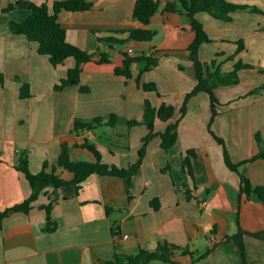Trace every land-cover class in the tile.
I'll list each match as a JSON object with an SVG mask.
<instances>
[{
    "label": "crops",
    "instance_id": "obj_1",
    "mask_svg": "<svg viewBox=\"0 0 264 264\" xmlns=\"http://www.w3.org/2000/svg\"><path fill=\"white\" fill-rule=\"evenodd\" d=\"M16 0H0V212L25 202L30 184L18 171L25 155L32 174L57 166L62 145L73 162L95 163V156L82 148L93 144L102 162L128 169L140 159L146 126L142 121L146 101L155 109L175 108L167 122L155 121V136L145 146L138 170L130 178L90 176L79 187L45 189L28 213L16 212L2 222L0 264H103L117 255H135L141 249L154 251L170 244L202 254V260L176 253L177 264H244L240 247L232 237L240 230L247 264H264V202L251 193H241L240 174L252 188L264 187V160L250 161L264 148V0H226L256 8L261 13L236 12L222 21L198 13L209 43L200 46L198 58L212 62L222 73L237 63L248 68L238 72L236 85L215 90L218 101L212 119L210 97L200 93L181 109L197 84L189 47L195 39L191 19L185 14L166 13L169 2L153 0L160 11L145 27L133 19L137 0H84L92 5L85 12H62L59 22L67 40L93 54L94 61L82 66L80 84L56 92L76 60L53 67L38 45L12 33L11 22H21L26 10H4ZM47 4L68 0H29ZM147 28L149 42L130 39V31ZM116 39L122 43L108 42ZM242 43L240 46L239 44ZM135 52L128 55V50ZM101 54L108 62L100 64ZM150 57L131 65V78L115 75L126 57ZM24 84L30 96L21 98ZM154 84L156 91H144ZM81 88H88L82 92ZM116 115L114 126L72 132L76 119L90 121ZM178 124L177 141L168 150L161 135ZM190 170L184 167L189 153ZM228 153L239 172L230 170ZM57 173L71 180L70 173ZM52 205L48 226L45 207ZM125 236L127 238H125ZM150 264H168L159 261Z\"/></svg>",
    "mask_w": 264,
    "mask_h": 264
},
{
    "label": "trees",
    "instance_id": "obj_2",
    "mask_svg": "<svg viewBox=\"0 0 264 264\" xmlns=\"http://www.w3.org/2000/svg\"><path fill=\"white\" fill-rule=\"evenodd\" d=\"M91 4L85 2L84 0H68L64 2H56L53 6V12L47 4L36 5L29 0H16L14 3L10 4L4 12H9L15 9L26 10L29 15L21 22H11L10 28L13 34L18 36H24L28 41L36 43L38 45V53L40 55H45L49 57V61L53 67H58L67 59L73 58L76 60V67L69 69L65 79H62L59 84L54 87L56 92L63 91L64 89L77 86L80 84L82 66L86 63L94 61L95 56L89 54L78 47L70 44L67 40L66 30L62 27L59 22V15L62 12H85L90 10ZM160 11V6L157 2L153 0H137L134 10L133 19L139 21L142 25L147 27L151 19ZM166 13H179L185 14L191 19V28L195 33V39L188 51L190 54V60L194 65L195 76L197 79V84L194 89L186 96L185 102L181 109L182 117L186 113V105L188 101L200 94L206 93L210 97L211 109H212V119L216 114L215 106L218 101L215 96V90L219 87H227L231 85H236L239 81L238 72L248 68V66L237 63L235 68L230 73H222L220 67L216 66L214 62L207 64L202 63L198 58L199 48L204 43H209L210 39L206 34L202 24H200L195 18L198 13H208L215 19L228 21L232 20L231 14L236 12H251V13H261L253 7L240 6L230 3L226 0H177L174 2H169L164 8ZM130 39L137 42H149L152 40L153 33L147 29H138L130 31ZM108 42L122 43L120 40L108 39ZM240 46L242 43L239 44ZM108 57L106 54H101L99 63H107ZM135 62H146L147 68L149 70L157 66V60L150 57H139V58H129L126 57L124 61V67L121 69H116L115 75L122 77L126 80L131 78V65ZM144 91H156L154 84L143 85ZM82 92H88V88H81ZM29 85L24 84L21 89V98L29 97ZM175 108L172 106H161L159 109H155L151 104L146 101L144 107V116L142 121H128L130 127L134 126H146L149 130V135L143 140L144 146L140 150L139 161L129 167L128 169H118L114 166H109L102 162V157L97 148L90 142H86L82 145V148L90 151L96 158L95 163L87 162H73L69 156V148L66 144L62 145L61 154L59 156L57 166H53L50 172H47L46 168L48 164H44L43 170L38 174H32L29 169V164L27 157L25 155L20 156L18 171L24 174L26 180L30 184L32 194L31 196L22 204L14 206L4 212H0V232L2 230L3 220L16 212L28 213L31 208V204L35 202L39 195L47 188H53L54 190L65 188L69 186L79 187L83 182H85L92 175H99L102 177H119L123 179L130 178L138 170L139 164L145 154V146L147 143L155 136L153 134L155 128V121L159 119L162 122L169 121L174 116ZM120 121V118L116 115H110L107 118L97 117L90 121H84L76 119L74 122V128L72 132H78L79 130L92 131L100 126H114ZM177 127L178 124H171L167 127L165 133L161 135L162 143L161 147L165 151H168L177 141ZM193 153H189L188 157L184 161V167L190 170L189 156ZM257 159L264 160V148H261L260 152L252 158L250 161ZM225 161L227 167L234 171L239 172V167L241 164H234L228 153L225 152ZM61 168L63 171L68 172L72 175L71 180H65L57 170ZM241 178V193L250 195L251 193L256 194L259 199L264 202V187L252 188L249 180L240 174ZM52 205L49 204L45 207L47 213L48 226L46 231H54L55 226L52 227V222L50 219ZM232 239L240 247L243 263L247 264L246 252L244 244L242 242L241 231L239 230ZM176 253H180L183 256L190 255L195 257L197 253L191 252L187 248H179L170 244H162L157 247L154 251H147L141 249L135 255H117L112 260L104 262L103 264H150L154 261H159L168 264H177L173 261V256ZM210 251L199 254L194 258V261H199L204 259L209 255Z\"/></svg>",
    "mask_w": 264,
    "mask_h": 264
},
{
    "label": "built area",
    "instance_id": "obj_3",
    "mask_svg": "<svg viewBox=\"0 0 264 264\" xmlns=\"http://www.w3.org/2000/svg\"><path fill=\"white\" fill-rule=\"evenodd\" d=\"M134 54H135V52L133 50H131V49L128 50V55L134 56ZM125 238H127V237L125 236Z\"/></svg>",
    "mask_w": 264,
    "mask_h": 264
}]
</instances>
